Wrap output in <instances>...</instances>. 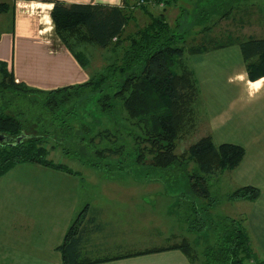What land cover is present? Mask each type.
Returning a JSON list of instances; mask_svg holds the SVG:
<instances>
[{
  "label": "trees",
  "instance_id": "obj_1",
  "mask_svg": "<svg viewBox=\"0 0 264 264\" xmlns=\"http://www.w3.org/2000/svg\"><path fill=\"white\" fill-rule=\"evenodd\" d=\"M144 1L146 3L140 4L136 0L134 4L148 14L149 20L129 32L126 26L134 17L130 0H123L122 6L54 2L52 18L56 32L83 66H88L91 59L87 45L110 49L107 64L83 83L50 90L33 88L16 82L7 64L0 62V100L8 94L27 98L29 106L41 108L48 114L46 120L51 125L47 128L39 123L41 115L37 116L41 118L39 122H32L22 111L12 113L0 109V134L6 135L0 140V177L22 162L40 163L80 175L68 164L51 158L53 149L91 167L105 169L112 176L125 173L128 164L170 169L193 162L197 169L189 174L191 190L203 201L185 199V220L186 231L195 238L183 236L167 245L111 254L90 253L91 235L100 226L97 219L88 214L87 204L75 215L57 246L62 261L55 264H95L167 249H180L191 264H264V257L255 250L246 215L226 214L216 218L212 213L221 201L211 194L213 177L236 168L245 155L244 146L218 143L208 134L192 143L186 152H176L178 139L196 126L197 106L204 107L190 56L237 45L249 79L255 80L264 76V37H240L229 33L225 40L209 38L189 44L185 33L178 30L180 16L172 25L164 11H150L148 0ZM154 1L168 7L177 0ZM228 2L230 10L235 3L234 0ZM11 11L13 4L0 0V13ZM210 29L203 25V30ZM96 94V108L101 114L111 113L121 102L132 137L130 149L125 142H118L124 138L119 126L95 132L92 123L77 119L81 101ZM98 137L100 140L95 142ZM103 139L111 144H102ZM150 179L154 178H146ZM260 193L256 186L240 185L229 191L225 199L254 201ZM176 196L178 205L184 204L179 194Z\"/></svg>",
  "mask_w": 264,
  "mask_h": 264
},
{
  "label": "crops",
  "instance_id": "obj_2",
  "mask_svg": "<svg viewBox=\"0 0 264 264\" xmlns=\"http://www.w3.org/2000/svg\"><path fill=\"white\" fill-rule=\"evenodd\" d=\"M13 11L0 13V62L7 64L16 82L34 86L31 77H40L42 88H57L87 81L92 74L90 64L83 66L63 42L55 29L52 8L55 1L65 4L101 3L123 5V0H8ZM130 0L134 17L130 22L138 24L139 14L145 13ZM149 5V10L162 12L161 5ZM157 10H155L156 8ZM164 8H166L164 6ZM130 22L126 26V31ZM236 45L197 54L196 62L201 72L197 77L207 109L212 132L222 140L234 134L232 143L245 148V155L232 170L238 185H253L261 190L255 201L235 200L246 205V225L257 249L264 251V76L249 79L241 50ZM240 53L222 75L221 81L228 97L222 109H215L211 92L207 90L206 74L213 76L208 67V53ZM231 51V52H229ZM227 66L222 64L220 66ZM37 73V75H30ZM40 73V74H39ZM64 73V74H63ZM246 107H250L244 113ZM230 122L233 131L218 126ZM252 125V127H251ZM230 131V132H229ZM243 132V133H242ZM116 179V177H110ZM81 177L40 163L22 162L11 167L0 177V264H55L62 261L57 246L77 214L80 199ZM98 205V203H97ZM248 208V209H247ZM90 204H88V212ZM96 210H100L97 206ZM102 210H107L105 207ZM101 210V211H102ZM90 213V212H89ZM103 213V211H102ZM97 220L99 214H92ZM100 220V219H99ZM101 221V220H100ZM104 222V221H103ZM105 225L108 223L104 222ZM104 228V226H103ZM98 231L91 235L94 243ZM96 235V236H95ZM95 236V237H94ZM121 248V247H119ZM130 250V249H128ZM138 250V249H131ZM126 251V250H125ZM95 264H191L179 249H167Z\"/></svg>",
  "mask_w": 264,
  "mask_h": 264
},
{
  "label": "rangeland",
  "instance_id": "obj_3",
  "mask_svg": "<svg viewBox=\"0 0 264 264\" xmlns=\"http://www.w3.org/2000/svg\"><path fill=\"white\" fill-rule=\"evenodd\" d=\"M228 1L177 0L175 4L166 8H164V4L161 2L162 5L159 9L165 12L172 25H175L178 16H180L178 30L185 33L189 44L201 43L209 38L225 40L224 38L229 33L240 37L251 35L264 37V0H234L235 4L230 10V3ZM151 2L160 5V3L154 0H151ZM138 3H140V0H138ZM217 11L218 13H216ZM138 16L136 22L138 25H143L149 20L143 14H139ZM206 17L209 18L205 23L201 24L202 20ZM203 25H208L211 29L203 30ZM134 26L135 23L130 22L127 28L128 31L126 32L131 31V29L133 30ZM87 46L91 55L90 69L92 73L101 70L103 65L109 61L110 56L108 55L110 54V49L91 44ZM234 48H237L238 52H240L237 45ZM212 54H207L208 56L205 58L206 62L204 63L210 67L213 73V76L209 73L206 74V78L208 79L206 88L211 92V97L215 98L213 99L214 108L218 111V109L223 108L220 104H225L228 98L224 96V94L226 95L224 91L225 87L221 81L225 78L222 74L231 65L227 63L239 60L241 55L240 53H227L225 51L219 55ZM196 59L197 54L191 55L190 63L200 76L201 72ZM222 64H226L227 66L220 68ZM30 75H37V73ZM31 78L34 81V86L31 87L43 90L53 89L37 86L45 85L42 78ZM8 95L5 99L0 100V109H7L12 113L22 111L23 115L32 122H39L41 118L39 116L40 119H37V116L41 115L42 119L39 123H44L47 128H50L51 125L46 120L48 114L43 112L41 108L29 106L27 98L21 99L14 94ZM201 98L202 104L205 107L203 92H201ZM96 106H98L97 94L82 100L80 110L78 109L77 119L80 122L86 120L92 123L95 126V132L105 129L113 130L116 126H119L120 130L124 132V138L121 137L118 142H125L127 148L130 149L132 137L129 136L130 127L125 119L127 114L121 102L109 114H101ZM204 107L199 104L196 108L195 128L178 139L176 148L178 154L186 152L192 143L208 134H212L218 143L234 142V134H228L222 140H219L213 134L211 130L212 123H210L207 109L206 107L204 109ZM249 108L246 107L244 113H247ZM69 120H74V118L69 117ZM222 125L223 127H220L221 125L218 126L217 133H220L221 130H230L233 133L239 132L232 130L234 125L230 124V122ZM38 128L40 129V127ZM69 132H72V130H69ZM240 135L243 136V134ZM99 140L100 137L96 138L95 142ZM102 144L110 145L111 142L103 139ZM50 145L51 143H48V146ZM50 157L56 161L68 164L80 173L81 187L77 214L87 204H90V213L88 212L90 216L94 213L99 214V219L101 220H97L100 226L99 233L94 243L89 246L90 253L97 255L111 254L128 249H143L167 245L178 241V238L183 236L195 238L194 234H189L186 231L187 223L185 220L187 209L185 199L197 198L203 201L196 196V193H193L190 186L189 174L194 171V168L195 170L197 169L195 163L184 162L170 169H160L146 165L131 167L128 164L125 173L120 174L119 172L112 176L105 169L91 167L74 157L64 155L61 150L53 149ZM110 177H116V179ZM147 177L154 179L146 180ZM238 186L240 185L236 184L232 177V170H226L213 177L211 194L221 199L220 203L212 210L216 218L226 214L232 216L246 215L247 217V213H239V211L246 209V205H237L235 202L225 199L226 194ZM177 194L184 201V204L181 206L178 205ZM97 206L100 208L99 211L96 210ZM104 207L107 210H102ZM103 221L108 223V225H105ZM256 252L260 257H264L263 250L257 249Z\"/></svg>",
  "mask_w": 264,
  "mask_h": 264
},
{
  "label": "water",
  "instance_id": "obj_4",
  "mask_svg": "<svg viewBox=\"0 0 264 264\" xmlns=\"http://www.w3.org/2000/svg\"><path fill=\"white\" fill-rule=\"evenodd\" d=\"M22 137H23L22 135L19 136V137L17 138V140L20 141ZM5 138H6V135L0 134V140H3V139H5Z\"/></svg>",
  "mask_w": 264,
  "mask_h": 264
},
{
  "label": "built area",
  "instance_id": "obj_5",
  "mask_svg": "<svg viewBox=\"0 0 264 264\" xmlns=\"http://www.w3.org/2000/svg\"><path fill=\"white\" fill-rule=\"evenodd\" d=\"M140 3H146V1L140 0ZM150 3H151V5H155V3L151 2V0H148L147 4H150ZM160 5H162V4H160Z\"/></svg>",
  "mask_w": 264,
  "mask_h": 264
}]
</instances>
